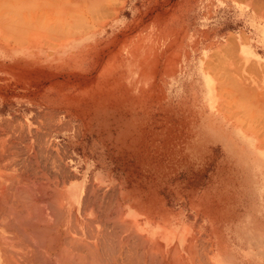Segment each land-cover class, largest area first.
<instances>
[{"label": "crops", "instance_id": "crops-1", "mask_svg": "<svg viewBox=\"0 0 264 264\" xmlns=\"http://www.w3.org/2000/svg\"><path fill=\"white\" fill-rule=\"evenodd\" d=\"M46 1L15 0V5L40 7ZM114 1L109 5L122 10L108 21L112 23L109 30L87 32L75 30L76 22L83 27L79 18L74 20L76 27L72 21L64 29H51L47 7L27 15H12L2 11L0 5V133L8 134L14 144L11 151L7 144V159L15 157L14 134L51 135L52 117H69L68 103L131 101L129 95H117L115 90L101 94L95 89L105 86L99 84L98 68L100 54L105 52L98 46L101 38H138L139 99L145 110L138 116L129 111L114 116L119 120L116 133L133 134V127L141 135L139 150L144 151V157L129 159L130 169L121 173L126 226H143L148 237L156 232L167 256L164 262L171 264H264V157L260 154L264 151V0ZM78 3L84 5L82 0ZM11 19L16 30L5 26ZM133 24H138V31ZM228 24L236 27L228 29ZM45 26L53 35L75 33L76 37L69 39L82 37L84 41L61 50L58 46L69 39L53 37ZM12 36L15 43L24 46L12 43L8 39ZM52 70L60 73L51 78L48 73ZM106 73L115 88L117 73L112 69ZM127 77L131 79V73ZM72 79L77 82H70ZM52 82L64 83L63 96L52 94ZM206 83H210L215 99L211 108L201 99ZM111 85L109 82L107 87ZM123 86L126 88V83ZM73 89L81 94L72 97ZM149 102L157 104L155 111H148ZM162 102L170 104L171 111H160L158 104ZM53 104H61L59 115L52 116ZM133 119L135 122L130 121ZM18 124L20 130L15 129ZM147 135L179 136L171 148L175 153L170 158L148 159ZM155 150L164 151V144L157 143ZM10 160H6V172L17 167L16 184L24 186L31 182H25V178H33L27 172L46 167L45 160L44 165L40 160L38 165L34 160L19 159L16 164L14 158V162ZM39 174L36 182L41 180ZM45 177L52 189L51 173ZM1 181L10 184L12 180L0 176ZM49 195L45 200L52 198ZM57 198L64 197L60 194ZM82 199L83 195L81 209ZM59 216L58 226H67L66 211Z\"/></svg>", "mask_w": 264, "mask_h": 264}, {"label": "rangeland", "instance_id": "rangeland-1", "mask_svg": "<svg viewBox=\"0 0 264 264\" xmlns=\"http://www.w3.org/2000/svg\"><path fill=\"white\" fill-rule=\"evenodd\" d=\"M12 1H15V0H6L5 5L8 8L5 6H2L1 10L6 12V13L8 12V14H12V15H27L28 13L31 14V13L42 10L43 8H46L49 6V4H48L49 0H47L46 3H44L43 6H40V7L39 6L38 7L31 6L30 7V6L15 5L14 6L15 8L13 9L12 5H14L15 2L12 3ZM52 1H53L52 3L49 1V3H51V5L49 6V9L53 4H55V2H56L55 5H57V4H59V1H60V4L57 6H60L61 2L63 3V0H56V1L52 0ZM66 1H68V0H66ZM73 1H75V2H73ZM87 1L88 0H85V1L83 0L84 6H83V8H81V6H80L81 12H79V14H78L79 17L77 16V18L83 20V27L82 28L76 27L75 30H77V31L83 30L85 32L95 31V30L96 31H98V30L99 31L109 30L112 23H110L108 21L111 19H114L118 15L120 10H122V7L115 6V5H109V3H116L117 2L114 0H99V1L96 0L97 2L95 0H89L88 1L89 4ZM90 1H92V2H90ZM3 2L4 1L2 0V3ZM8 2L10 5L8 4ZM71 2H73L74 4L77 3L76 0H71L70 4H71ZM78 2H79V0H78ZM64 3L66 4V8L62 7L63 9L62 8L60 9L61 13L63 12V10L68 9L67 8L68 3H66L65 1H64ZM91 3H94V5L96 4L95 7L90 6ZM86 4L88 5L87 7H86ZM76 5L78 6V4H76ZM72 6H70V7H72ZM89 6H90V9H94L93 12H92V10L88 11ZM103 6H105V7H103ZM4 7H5V9H4ZM85 7L87 10L85 9ZM53 8H54V5H53ZM10 9H12V11ZM47 9L48 8L45 9L46 15L47 16L52 15V14L48 13L49 9L48 10ZM102 9H104V11ZM54 10L58 11L55 13H59V9H54ZM91 12L93 13V16H92ZM101 12H102V14H100ZM89 13H91V15ZM73 16H75V15L73 14ZM51 17H53V16H51ZM75 18H76V16H75ZM58 19L59 18H57V20ZM57 20H56V22H57ZM59 20H58V22H59ZM71 20H73V18L70 16V19H68V21H67L68 23L59 22V23H61V28L62 29L65 28L66 27L65 24L68 25L70 23V25H71ZM51 21L49 19V22L52 23V25H53L54 22H51ZM56 22H55V24H56ZM58 22H57V25L60 26V24ZM13 24H11V25L5 24V26L7 25L8 26L7 28L9 30H13V29H15V24L14 25ZM59 26H57V27H59ZM78 26H79V23H78ZM11 27H12V29H11ZM235 27H236L235 24H228V29H233ZM133 29L138 31V24H133ZM72 30H74V29H72ZM115 30L118 31L119 29L116 28ZM120 31H122V26L120 28ZM63 36L65 38L68 35L67 36L63 35ZM8 39L12 40L14 38L12 36V39H11V37H8ZM99 40H100V45L98 46V48L100 47L101 50L104 49V52H105L104 55L100 54L101 63H100V67H98V68L100 69L101 74H100L99 84H101V85L104 84L105 86L104 87L101 86V87L95 88V89H98L101 94H107L108 92L111 93V91L115 90V93L117 95H119V94L129 95L128 98H131V101L113 102V103H99V104H97V103H94V104L93 103H68L67 104V113H68L69 117L64 118L63 115H62V118L54 117V116L52 117V119H51L52 134L51 135L41 134L38 136L36 135V138H35V134L34 135L28 134L27 136L23 135V134H18V133L15 134V150L17 151V152L15 151L16 161H18L19 159L20 160L21 159L22 160H24V159L34 160L35 159L36 161L40 160L42 162H43V160H46V162L48 164H50L51 167L52 166L55 167V168H51L53 170H50V166L46 163V167L44 168V169H47V165H48V168H49L48 170H49V172L51 171L50 173L52 174V177L54 176V170H55V176L53 177V181H52L53 189H51V188L50 189L54 192L56 186H59L61 188L60 184H62V182H63L62 186L66 185V187H62L61 195H62V197H64L63 198V206L66 209L65 211L67 213V221H66L67 226H72V225L76 226V223H77V226H82V225L83 226H92V224H93V226H102L100 223L105 218H108V216H111V217H109L111 220L109 223H113L111 226H115V225L120 226V225L126 224L127 222L125 221L126 219L124 216V209H123L124 204H121V203H123L122 192H124L123 191L124 190V183L120 182V179L123 178L122 177L123 175H121V173H123L124 169H128V170L130 169V161L132 158H138L139 159L140 157H144V151L139 150V141L141 138V135H139V132L137 131L138 133H135V130L132 127V129H130V130L133 132V134L122 135V134L116 133L117 131L120 130L119 126L116 125V123L119 120L114 118L115 115L120 116L119 114L121 112L129 111V112H133L135 114L133 116H138L137 115L138 112H140L143 109L145 110V104L141 103L140 99H139L140 98V87H139V77H138V67H139L138 62H139V54H140V41L138 38L125 39L122 37H120V38H101ZM12 41H13V43H15L14 42L15 39ZM52 41L55 42V41H57V39H54ZM62 43H63V41L61 42V44ZM17 44H20L19 46H24L23 45L24 43H17ZM109 48L112 50L109 51ZM131 60H133V61H131ZM107 69H110V70L112 69L113 71H115L117 73L116 87L115 88L113 87V85H114L113 80L112 81L107 80L108 79L107 75H106ZM124 70H126V76L124 75ZM54 71L55 70H52L51 72H54ZM130 73L132 76L131 79H129L127 77ZM91 81L89 80V83H91ZM129 81H130V84H129L130 86L127 85L129 83ZM70 82L75 83V82H77V80L72 79V80H70ZM109 82L112 83L111 87H107V84ZM95 83H97V80L95 81ZM125 83H126V88L123 86V85H125ZM206 86L207 87L205 88V91H204V92H206L204 94L205 97H204V95H202L201 99H202V102H205V104L207 106H209V108H211L215 99H213V97L211 96L210 83H206ZM50 89H51L53 95H57L58 97L63 96L64 87H62L61 90L59 89L60 91L56 88L54 89V88L50 87ZM87 89H89V91H90L91 87H89ZM95 89H94V91H96ZM73 91L74 92H71V93H74V94H71L72 96L73 95L77 96V95L81 94V93L79 94L74 89H73ZM82 95H83V93H82ZM60 105L61 104H53L52 115H59L58 112H60V108H59ZM63 105L64 104H62V107H63ZM158 105L160 107V109H159L160 111H162V109L163 110L167 109V111H171V105L170 104L162 102V103H159ZM181 106H182V104H181ZM197 106H198L197 103H195L194 107L196 108V110H198ZM156 107H157L156 103H150L149 102L147 104V108H149L148 111H155ZM184 107L187 108L186 105ZM63 111H64L63 113L65 114V110H63ZM71 114H73V116ZM98 114H99V118L98 119L94 118ZM130 121L135 122L134 119L130 120ZM124 122H125V120L123 119L121 122L122 127L124 125L123 124ZM17 126H18L17 130H20V127H19L20 125L18 124ZM127 126H129V125H127ZM18 135H19V137H18ZM37 137H39V138H37ZM8 138H9V136H6V138H5V139H7L6 142L10 141V139L8 140ZM178 138H179V136H177V135H174V136L173 135H162V136H160V135H147V143H148L147 158L148 159H155V158H162V157L170 158L171 155L173 153H175L173 150H171V148L173 145H175V143L178 142ZM143 140H144V136L142 135V141ZM159 142L164 144V146H165L164 151L155 150L156 144ZM40 144H41V146H40ZM42 148H44V149H42ZM168 148H170V150H168ZM38 149H40V151H38ZM34 151H36L35 152L36 154L34 153ZM48 151H49V153H48ZM18 152H20V153H18ZM23 154H25V155H23ZM38 154H41V156H39ZM260 154L264 157V151L260 152ZM51 155L53 156V158L51 157ZM261 155H260V157H261ZM27 156H29V157H27ZM2 157L5 158L4 162L7 164L8 162L6 161V158L8 156L3 153ZM46 158H48V159H46ZM50 159L53 163H51L49 161ZM129 159H130V161H129ZM126 160H127V163H126ZM1 161H3V158ZM16 161H15V164L18 163ZM5 163H2V164L5 165ZM59 166H60V168H59ZM15 168H17V167H15ZM34 170H35L36 174H34L32 176L38 177L37 172H38V174L41 173L43 168L39 169L36 167V169H34ZM34 170L32 168V170H30L31 173H34ZM47 172H44L45 174L42 173L43 175L42 174H39V175L42 177L44 175L50 174L49 172L48 173ZM114 175H115V181H114ZM42 178H44V177H42ZM42 178H41V181L43 180ZM62 178H65V180L67 181L66 184L64 183L65 181H62L63 180ZM32 180H33V178H32ZM54 180H57V182H55ZM60 180L62 182H60ZM33 181H35V178ZM47 181H45V182H47ZM54 182H55L56 186L54 185ZM47 185H49V181L47 182ZM76 188H78L77 192H75V190H73ZM78 191H80V192H78ZM53 192H51V193L53 194ZM56 192L57 191H55L54 193H56ZM120 194H122V195L120 196ZM57 195H58V192H57ZM82 195H83V199H82L83 209H81L82 205L80 206ZM90 195H91V197H90ZM89 200L90 201L92 200L94 203L92 201L90 202ZM96 202H98V203H96ZM109 202H111V203H109ZM53 204H55V203H53ZM107 204H109L108 205L109 206L108 213L106 211L108 208ZM57 205H58V203H57ZM57 205H55V207H58ZM105 205H106V207H105ZM125 205H128L127 202L125 203ZM109 211L112 214L113 213L115 214L113 219H111V218L114 214L112 215ZM71 217L73 218V221L71 220ZM116 218H118V219H116ZM98 219H99V221H98ZM77 220H78L79 224H78ZM93 221L96 223H94ZM97 221L99 223H97ZM106 221H108V220L105 219L104 223L109 224ZM70 222H72V223H70ZM90 222H91V225H88V224H90ZM102 224H103V222H102ZM105 226H107V225H105ZM73 232L76 235L78 234L77 233L78 231L77 232L73 231ZM154 234H156V232L152 233L151 237H148V235L145 232L146 243H148V244H146V249L149 252V253H147V255H149V256H150V251H151L152 246H153L152 241L154 239ZM160 247L161 246H159V248ZM160 251L162 252L160 256L163 258V259L161 258V260L163 261V263L161 262V264H171L170 262H167V263L164 262V258H167V256H164L163 250H161V248H160Z\"/></svg>", "mask_w": 264, "mask_h": 264}, {"label": "bare ground", "instance_id": "bare-ground-1", "mask_svg": "<svg viewBox=\"0 0 264 264\" xmlns=\"http://www.w3.org/2000/svg\"><path fill=\"white\" fill-rule=\"evenodd\" d=\"M3 4L1 3L0 5H3L5 7H7L6 4V0H3ZM31 1V0H30ZM34 1V0H32ZM36 1V0H35ZM56 1V0H55ZM64 1L67 4V8L66 10H63V12L61 13V8H66V4L64 3ZM71 0H63V3L61 2L60 6H57L60 4L53 5L50 7L51 3L53 2L52 0H50L51 3L48 4L49 6L47 7L49 9L50 14V21L54 22V24L49 26L50 28L53 27V29H55V27L59 26L57 25V22L59 20V22H64V23H68V19H70V16L73 18V20H71L72 24H74V20L77 19V16L79 14V12H81V8H83L82 6H84L82 4L79 5V3L77 2L76 4H78V6L76 4H74L73 2H71ZM83 1V0H82ZM85 1V0H84ZM89 1V0H88ZM87 1V2H88ZM96 1V0H95ZM99 1V0H98ZM15 1H12V3ZM92 2V1H90ZM97 2V1H96ZM34 4V2H32ZM9 4V2H8ZM39 4V2H38ZM89 4V2H88ZM93 4V5H92ZM99 4V3H98ZM10 5V4H9ZM63 5V6H62ZM65 5V6H64ZM69 5V6H68ZM96 5V4H95ZM94 3H91L90 6H94ZM101 5V4H100ZM13 6V7H12ZM11 7L14 9L15 4L12 5ZM56 6V7H55ZM72 6V7H70ZM81 6V8H80ZM88 5L86 4V7ZM90 6L88 7V11L93 10L94 9H90ZM4 7V9H5ZM10 7V6H9ZM85 7V9H86ZM97 7V6H96ZM99 7V6H98ZM105 7V6H103ZM1 8V7H0ZM8 8V7H7ZM62 8V9H63ZM39 9V8H38ZM42 9V8H41ZM45 9V8H44ZM47 9V10H48ZM54 9H59V13H55L58 11H55ZM12 11V9H10ZM87 10V9H86ZM96 10V9H95ZM104 11V9H102ZM54 11V12H53ZM107 11V10H106ZM43 12V11H42ZM91 12V13H92ZM96 12V11H95ZM6 13V12H5ZM4 13V14H5ZM56 15H55V14ZM83 13V12H82ZM91 13H89L91 15ZM4 14L2 13V16H4ZM73 14L76 16H73ZM81 14V13H80ZM102 14V12L100 13ZM58 15V16H57ZM82 15V14H81ZM2 16H1V20H2ZM6 16V15H5ZM93 16V13H92ZM79 17V16H78ZM81 17V16H80ZM108 17V16H107ZM35 18V17H34ZM57 18H59L57 20ZM75 18V19H74ZM6 19H10L7 18ZM5 19V20H6ZM13 19V18H12ZM12 19L9 20L10 25L13 24L15 22H12ZM57 20V22H56ZM4 21V20H3ZM2 22V21H1ZM56 22V24H55ZM58 22V23H59ZM79 23V22H76ZM15 24V23H14ZM13 24V25H14ZM60 26L59 28H61V23H59ZM57 25V26H56ZM67 27V24H65ZM70 25V23L68 24ZM77 24H74V26L76 27ZM82 25V24H79ZM71 26V25H70ZM8 27V26H7ZM14 27V26H13ZM46 27V26H45ZM49 27H46L47 29H45L46 31L49 30ZM63 27V26H62ZM65 27V26H64ZM65 27V28H66ZM78 27V25H77ZM10 28V27H9ZM12 29V27H11ZM19 29V28H18ZM52 29V28H51ZM64 29V28H63ZM73 29V27H72ZM71 29V30H72ZM16 30V29H14ZM40 30V28H39ZM44 30V32H45ZM61 30V29H60ZM20 31V30H18ZM51 31H48V33ZM55 33V31H53ZM57 32V31H56ZM59 33V32H58ZM61 33V32H60ZM7 34V33H6ZM12 34V33H11ZM52 34V32H51ZM63 34V33H62ZM49 35V34H48ZM53 35V34H52ZM55 35V34H54ZM53 35V37H54ZM57 36V35H55ZM60 37H63V35L59 34ZM57 36V37H59ZM65 36H67V34H65ZM68 38L71 37H76L75 33L73 36H67ZM87 37V36H85ZM13 38L15 39V37L13 36ZM52 38V36H51ZM12 39V37H11ZM12 39V40H14ZM10 40L12 43L13 41ZM84 41L82 39V37H77L76 38H72L66 41H63L62 44H60L58 47L61 50H64L65 47H69V45L73 44V43H80ZM15 42V41H14ZM72 42V43H71ZM17 44V43H15ZM20 44H17V46H19ZM24 45V44H23ZM74 45V44H73ZM75 46V45H74ZM67 49V48H66ZM232 49V48H231ZM61 56V55H59ZM230 58V57H229ZM232 59V58H231ZM234 64V63H233ZM241 67V66H240ZM238 70V69H237ZM254 70V69H253ZM60 73V72H59ZM57 71L54 72H49L48 75L52 78L56 77V75L59 74ZM25 75L29 76V73H25ZM32 75V74H31ZM46 75V74H45ZM60 76V75H59ZM63 76V75H62ZM238 76V74H237ZM31 77V76H29ZM62 78V77H61ZM44 79V78H43ZM50 78H46V80H48ZM241 79V78H240ZM24 80V79H23ZM236 80V78H235ZM61 82V81H60ZM237 82V80H236ZM31 83V82H30ZM64 84V83H62ZM62 84H60L59 82H52V85L49 86L51 88H56V89H60L62 87H64ZM234 84V83H233ZM43 85V84H42ZM41 85V86H42ZM236 85V84H235ZM17 86V85H16ZM25 86V85H24ZM43 89L48 90L47 88H45L44 86H42ZM236 89V88H235ZM241 89V88H240ZM253 89V87H252ZM28 90V89H27ZM36 90V89H33ZM40 90V89H39ZM59 90V91H60ZM239 90V89H238ZM30 91V90H29ZM32 91V90H31ZM255 91V90H254ZM29 93V92H28ZM60 93V92H59ZM27 94V93H26ZM31 94V93H30ZM57 94V93H56ZM43 95V94H42ZM41 96V95H40ZM39 96V97H40ZM74 96V95H73ZM72 96V97H73ZM35 97V96H34ZM43 97V96H42ZM247 97V96H246ZM253 97V96H252ZM26 98V97H25ZM259 104V103H258ZM35 105V104H34ZM259 107V106H258ZM32 109H34L33 107H31ZM251 108V107H249ZM257 108V107H256ZM262 108V107H261ZM149 109V108H148ZM257 110V109H255ZM254 110V112H255ZM49 111V110H48ZM47 111V112H48ZM260 111V110H259ZM43 112V111H42ZM45 113V111H44ZM51 114V113H50ZM50 116V115H49ZM53 116V115H52ZM5 126V125H4ZM12 126V125H11ZM21 126V125H20ZM2 127V126H1ZM0 127V128H1ZM15 128V127H14ZM18 128V127H17ZM15 128V129H17ZM13 129V130H15ZM11 130V129H10ZM3 131V130H2ZM5 131V130H4ZM17 131V130H16ZM23 131V130H22ZM11 132V131H10ZM46 132V131H45ZM16 133V132H15ZM21 133V132H20ZM39 133V132H38ZM1 134V133H0ZM6 134V133H5ZM4 133L0 135V161L3 158V161L5 160L3 156V153L5 154L7 151V146L11 145L10 141H8L10 144H8L6 135ZM19 134V133H18ZM23 134V133H22ZM25 134V132H24ZM23 134V135H24ZM33 134V133H32ZM10 135V134H9ZM15 135V134H14ZM40 135V134H39ZM4 136V137H3ZM8 136V134H7ZM27 136V135H26ZM38 136V135H37ZM12 138H14V136H11ZM19 137V135H18ZM45 137V136H44ZM36 138V135H35ZM34 138V139H35ZM39 138V137H37ZM11 140V138L9 137L8 140ZM17 140V139H16ZM22 140V139H21ZM29 140V139H28ZM40 140V139H39ZM20 141V140H19ZM26 141V140H25ZM7 144H6V143ZM14 142V141H13ZM36 142V141H35ZM39 142V141H38ZM37 142V143H38ZM42 142V141H41ZM40 142V143H41ZM17 143V142H16ZM36 143V144H37ZM43 143V142H42ZM41 143V144H42ZM39 144V143H38ZM40 144V146H41ZM14 146V144H12ZM11 148L8 149L11 151ZM20 145V144H19ZM44 145V144H43ZM36 146V145H35ZM19 147V146H18ZM38 147V146H37ZM44 147V146H43ZM40 148V147H39ZM18 149V148H17ZM44 149V148H42ZM49 149V148H48ZM14 150V148H13ZM20 150V149H19ZM22 150V149H21ZM24 150V149H23ZM35 150V149H34ZM16 151V150H15ZM14 151V152H15ZM28 151V150H27ZM26 151V152H27ZM38 151H40V149H38ZM37 151V152H38ZM42 151V150H41ZM8 152V151H7ZM13 152V155H14ZM17 152V151H16ZM22 152V151H21ZM36 151H34L35 153ZM20 153V152H18ZM49 153V151H48ZM47 153V154H48ZM52 153V152H51ZM8 154V153H7ZM26 154V153H25ZM23 154V155H25ZM36 154V153H35ZM34 154V155H35ZM22 155V154H21ZM39 156H41V154H38ZM16 156V155H15ZM6 157V156H5ZM21 157V156H20ZM29 157V156H27ZM47 157V156H46ZM51 157L53 158V156L51 155ZM14 161H16L15 157ZM13 158H9L10 162L13 161ZM49 158V157H48ZM46 158V159H48ZM30 159V158H29ZM33 159V158H32ZM42 159V158H41ZM44 159V158H43ZM7 161H9L6 158ZM58 160V159H57ZM1 161V165L3 166L2 169H0V176L3 179H6L7 181L12 180L10 182V184L6 181H1L0 183V259L3 260V262H5V264H11V262H7L8 260H12V264H161V262L163 263V261L161 260V251H160V247L159 248V242L156 239V234H154V239L152 241V249L150 251V256L147 255V253H149L146 249V237H145V232H144V227L143 226H125L124 225H118V226H111L113 223H109L111 220L108 216V218H105L107 223L105 222V219L100 223L102 226H58L59 224V220H60V214L62 213V217L64 215L65 212V208L63 206V199L60 200L59 195L61 194L62 189L59 186L55 185V182H57V180H54V185L56 186L55 191L58 192L54 193L51 189H49V185H47V182L49 181L48 178H46L44 176L45 181L47 182H43V180L39 182H36V176H35V182L34 177L33 180L30 178H25V182H28L27 180H30L31 184L29 186V184H27L26 186H24V184L22 185V183L16 184L17 181H19V179L17 180L16 176L18 177V168H15L14 170H11L14 167H9V169L6 172L5 169V165L7 166V164L5 162ZM13 161V162H14ZM31 162L32 160H27V162ZM34 161H36L34 159ZM46 161V160H45ZM44 161V162H45ZM51 163H53L51 161V159L49 160ZM37 165L39 164V161H36ZM42 162V161H41ZM2 163H5V165H3ZM33 163V162H32ZM35 163V162H34ZM47 163V162H46ZM57 163V162H56ZM24 165H26L23 162ZM36 164V163H35ZM43 164V162H42ZM48 164V163H47ZM0 165V166H1ZM23 165V166H24ZM31 165V164H30ZM44 165V164H43ZM42 165V166H43ZM49 165V164H48ZM47 165V171L49 172V168ZM9 166V165H8ZM7 166V167H8ZM56 166V165H55ZM58 166V165H57ZM61 166V165H60ZM59 166V168H60ZM6 167V168H7ZM5 171H4V169ZM38 168H40L38 166ZM51 168H55V167H51L50 166V170H53ZM8 169V168H7ZM26 169V168H25ZM24 169V170H25ZM36 169V168H35ZM41 169V168H40ZM62 169V168H61ZM21 170V169H20ZM22 170V171H24ZM34 170V169H33ZM44 170V169H43ZM43 170L41 171L40 174L44 173ZM60 170V169H59ZM39 171V172H40ZM46 171V172H47ZM33 172V171H32ZM47 172V173H48ZM23 173V172H22ZM36 174L35 170L34 173L27 172L28 174ZM46 173V174H47ZM50 173V172H49ZM58 173V172H57ZM61 173V172H60ZM21 174V172H20ZM26 177V173L24 172ZM29 174V175H30ZM45 174V173H44ZM38 175V174H37ZM43 175V174H42ZM49 175V174H48ZM52 175V174H51ZM54 176H55V170H54ZM53 176V177H54ZM59 176V175H58ZM23 177V178H24ZM41 177V176H39ZM41 177V178H42ZM53 177H52V181H53ZM8 178V179H7ZM61 178V177H60ZM59 178V179H60ZM51 179V178H50ZM57 179V178H56ZM62 181H66L65 178H62ZM16 180V181H15ZM61 181V180H60ZM61 181V182H62ZM50 182V181H49ZM46 183V184H45ZM21 184V186H20ZM50 184V183H49ZM63 184V182H62ZM52 185V184H51ZM61 185V184H60ZM46 186V187H45ZM90 186V185H89ZM95 186V185H94ZM51 187V186H50ZM9 188V190H7ZM95 188V187H94ZM52 189H53V185H52ZM77 189H73L75 190V192H77ZM48 190H51V192H53V194L51 193H47ZM94 190V189H93ZM80 192V191H78ZM47 193V194H46ZM50 194V195H49ZM95 194V193H94ZM52 196L51 200L50 198L48 200H45L46 197ZM87 195V194H86ZM57 196V197H54ZM56 198V200L54 198ZM91 197V195H90ZM63 198V197H62ZM90 199V198H89ZM93 200V199H92ZM91 200V201H92ZM107 200V199H106ZM54 201V202H53ZM56 201V202H55ZM90 201V200H89ZM90 201V202H91ZM108 201V200H107ZM78 202V201H77ZM93 202V201H92ZM104 202V201H103ZM55 203V204H53ZM58 203V205H57ZM94 203V202H93ZM98 203V202H96ZM111 203V202H109ZM55 205H57L58 207H55ZM101 205V204H100ZM99 205V206H100ZM109 204H107L108 206ZM111 205V204H110ZM106 207V205H105ZM104 208V207H103ZM58 210V211H57ZM78 210V209H77ZM109 210V206L107 208V213ZM88 211V210H87ZM111 211V210H110ZM109 211V212H110ZM84 212V211H83ZM93 212V211H92ZM111 213V212H110ZM112 214V213H111ZM114 214V213H113ZM112 214V215H113ZM74 215V214H73ZM108 215V214H107ZM110 215V214H109ZM115 216V214L112 216L111 219H113V217ZM35 218V220H34ZM63 219V218H62ZM75 219V218H74ZM100 219V218H99ZM98 219V221H99ZM118 219V218H116ZM71 220L73 221V218L71 217ZM120 220V219H119ZM66 221V220H65ZM88 221V220H87ZM92 221V220H91ZM97 221V223H99ZM101 221V220H100ZM78 222V220H77ZM94 222V221H93ZM118 222V221H117ZM72 223V222H70ZM84 223V222H83ZM96 223V222H94ZM115 223V222H114ZM125 223V222H124ZM37 225V226H34ZM42 224L43 226H38ZM67 224V223H66ZM74 224V223H73ZM79 224V222H78ZM81 224V223H80ZM116 224V223H115ZM33 225V226H32ZM91 225V222L90 224ZM104 225V226H103ZM107 225V226H105ZM73 231L77 232L78 234L76 235ZM241 232V229H240ZM240 234V233H238ZM241 237V236H238ZM247 237V236H246ZM245 238V237H244ZM251 240V239H250ZM148 241V240H147ZM205 241V240H204ZM162 250V249H161ZM15 255V258L13 257ZM8 256H12V258L10 257V259H8ZM14 258V259H13ZM173 258V257H172ZM163 259V258H162ZM174 259V258H173ZM172 259V260H173ZM15 261V262H14ZM2 262V261H1ZM3 262L1 264H3ZM201 262V261H200ZM167 263V262H166ZM176 263V262H175ZM197 263V262H196Z\"/></svg>", "mask_w": 264, "mask_h": 264}]
</instances>
